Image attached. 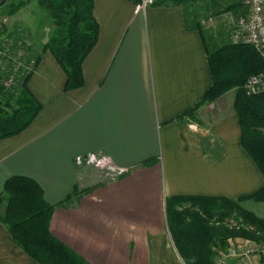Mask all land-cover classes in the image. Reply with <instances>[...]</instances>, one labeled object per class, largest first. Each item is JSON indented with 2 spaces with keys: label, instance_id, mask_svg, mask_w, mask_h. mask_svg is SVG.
Masks as SVG:
<instances>
[{
  "label": "crops",
  "instance_id": "0c3cea01",
  "mask_svg": "<svg viewBox=\"0 0 264 264\" xmlns=\"http://www.w3.org/2000/svg\"><path fill=\"white\" fill-rule=\"evenodd\" d=\"M135 7L92 0L98 33L79 88L64 91L63 70L42 51L46 41L35 43L39 60L27 87L41 111L20 134L0 140V193L11 176L35 180L54 207L51 234L87 264H162L164 251L176 252L167 197L237 199L263 185L240 145L234 95L193 110L212 84L200 33L186 28L179 6ZM89 153L125 171L111 177L75 163ZM241 203L264 218L251 200ZM0 264H38L2 222Z\"/></svg>",
  "mask_w": 264,
  "mask_h": 264
},
{
  "label": "trees",
  "instance_id": "16d2710c",
  "mask_svg": "<svg viewBox=\"0 0 264 264\" xmlns=\"http://www.w3.org/2000/svg\"><path fill=\"white\" fill-rule=\"evenodd\" d=\"M129 1L137 4L140 0ZM201 1L204 0H155L152 5L167 3L181 7L186 28L197 30L203 39L212 84L193 110L235 89L233 109L239 122L240 145L258 168L263 185L254 193L237 199L191 195L167 197V229L184 264H214L217 252L229 243L264 244V218L240 204L244 200L264 202V92L248 96L242 89L250 75L264 70V59L252 45L231 42L229 33L216 39L219 41H211L212 36L207 39L194 8ZM27 2L20 1L11 13ZM36 2L48 12L55 26L42 51H49L63 70L65 92L81 87V65L98 33L92 15V0ZM237 3L226 9L237 7ZM35 59L38 61L39 56ZM29 77L30 74L24 75L20 83L9 87L0 85V140L20 134L41 111L40 103L27 87ZM18 84L21 86L16 91ZM0 204H4L0 222L13 242L36 263L87 264L51 234L49 222L54 207L45 200L43 190L35 180L22 175L6 179Z\"/></svg>",
  "mask_w": 264,
  "mask_h": 264
},
{
  "label": "built area",
  "instance_id": "2783aa9c",
  "mask_svg": "<svg viewBox=\"0 0 264 264\" xmlns=\"http://www.w3.org/2000/svg\"><path fill=\"white\" fill-rule=\"evenodd\" d=\"M155 0H140L136 11H144ZM245 12L237 15L234 27L229 31L233 43L252 45L264 59V0H240ZM1 22H6L2 18ZM31 42L25 37L13 35L5 37L0 44V85L9 87L21 81L24 75L33 73L35 58L29 52ZM243 91L248 96L264 92V70L250 75L243 84ZM78 165H92L114 177L125 169L117 168L111 159L102 153H89L75 157ZM214 264H264V244L245 241L240 244L229 243L217 252Z\"/></svg>",
  "mask_w": 264,
  "mask_h": 264
},
{
  "label": "rangeland",
  "instance_id": "374dc122",
  "mask_svg": "<svg viewBox=\"0 0 264 264\" xmlns=\"http://www.w3.org/2000/svg\"><path fill=\"white\" fill-rule=\"evenodd\" d=\"M20 1L24 0H7L5 4L0 7V44L7 36L13 37V35H18L21 38L25 37L31 42L29 52L34 58L37 55L35 43L47 41L54 31L55 26L48 12L38 6L36 0H27L28 2L25 6L11 13L12 8ZM235 3L238 4L237 7L226 9L229 5ZM239 4L240 0H204L196 4L194 7L196 9L195 12L199 15L198 17L203 29L206 31L205 35L207 39L212 36V38H210L211 41H219L216 40L217 37H214L215 32L219 31V33H222L220 35L222 37L225 35V32H229L234 27V20L237 15L245 12L244 7ZM4 17L6 18V22H1V19ZM37 62L38 61L35 60V68ZM20 86L21 84H18L15 87L16 91ZM226 93L227 98H232L235 89L232 88ZM240 204L245 205L242 203ZM247 205L253 206L255 210L264 217V202L251 200V204L249 203ZM229 221L235 222L234 219H230ZM168 242L170 243L169 237L166 238V244ZM173 249H171L170 254H168V251L163 252L162 264H184L177 251L175 252Z\"/></svg>",
  "mask_w": 264,
  "mask_h": 264
},
{
  "label": "water",
  "instance_id": "95a60500",
  "mask_svg": "<svg viewBox=\"0 0 264 264\" xmlns=\"http://www.w3.org/2000/svg\"><path fill=\"white\" fill-rule=\"evenodd\" d=\"M6 0H0V7H2L5 4Z\"/></svg>",
  "mask_w": 264,
  "mask_h": 264
}]
</instances>
